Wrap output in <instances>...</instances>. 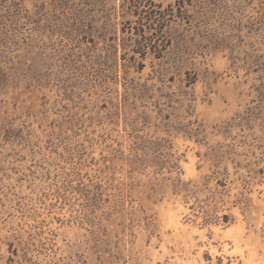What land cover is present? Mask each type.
<instances>
[{"label":"rangeland","instance_id":"obj_1","mask_svg":"<svg viewBox=\"0 0 264 264\" xmlns=\"http://www.w3.org/2000/svg\"><path fill=\"white\" fill-rule=\"evenodd\" d=\"M0 264H264V0H0Z\"/></svg>","mask_w":264,"mask_h":264}]
</instances>
